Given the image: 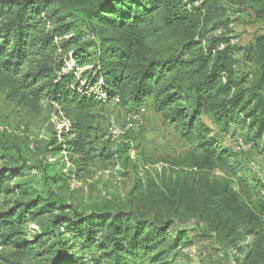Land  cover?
I'll list each match as a JSON object with an SVG mask.
<instances>
[{
	"label": "trees",
	"instance_id": "obj_1",
	"mask_svg": "<svg viewBox=\"0 0 264 264\" xmlns=\"http://www.w3.org/2000/svg\"><path fill=\"white\" fill-rule=\"evenodd\" d=\"M235 5L264 19V0H0V91L33 115L57 107L69 121L59 152L79 169L122 164L121 149L96 145L101 112L115 101L132 112L151 107L175 124L189 146L180 162L193 172L139 183L147 213L121 205L80 212L17 181L23 167L0 136V241L12 248L0 264H176L195 244L182 218L206 224L201 234L216 242L248 228L255 241L236 264H264V180L242 168L236 190L210 176L221 166L236 174L243 164L246 150L222 142L233 126L247 128L243 142L264 156V33L239 59L229 35L206 38L200 28L209 20L215 30L227 26L218 13ZM54 213L50 228L28 235L29 220Z\"/></svg>",
	"mask_w": 264,
	"mask_h": 264
},
{
	"label": "rangeland",
	"instance_id": "obj_2",
	"mask_svg": "<svg viewBox=\"0 0 264 264\" xmlns=\"http://www.w3.org/2000/svg\"><path fill=\"white\" fill-rule=\"evenodd\" d=\"M245 1L248 5L253 4V0ZM233 9L236 12L229 10L218 13L222 14L223 21L229 19L227 26L215 30L213 27L217 22L209 20L202 22L200 28L206 38L217 35L220 29L229 36L237 35L239 42L236 55L240 59L244 54V47L255 35L264 33V19H256L249 8L238 12L240 6L235 5ZM132 113L130 107H123L115 101L101 112L97 148L121 149L122 164L115 160H100L96 164L80 166L79 169L76 161L71 160L65 150L59 152V146H64L66 141L63 132L69 128V121L58 112L57 107L47 104L41 115H33L8 100L3 91H0V136L14 163L23 167L22 176L17 181L33 186L42 197L73 205L80 212L112 209L121 205L147 213L144 188L135 190L139 183L146 185L151 179L161 182L165 177H183L185 174L182 171L187 172L188 177L193 172L189 171L191 167L180 162V157L186 154L189 146L179 128L151 107H146L144 123L137 131H128L121 139L111 140L108 136L110 128L113 125L126 127ZM246 133L247 128L233 126V130L224 135L222 142L237 151ZM124 143L129 144L130 148H125ZM240 159L243 164L238 165L236 174L226 166H221L210 176L227 178L236 190L239 188L238 179L246 174L242 168L247 169L248 175L264 180V156L259 146L255 145L241 153ZM71 211V208L67 210L68 213H72ZM54 215L55 213L47 214L37 221L29 220L26 224L28 235L33 238L42 230L50 228V220ZM179 220L181 225L193 230L189 236L195 239V244L188 255L175 257L176 264H236L246 259L255 241L253 235L246 234L248 228H242L227 241L216 242L211 236L204 237L201 234L207 227L197 218ZM258 228L261 236H264V224H260ZM61 230L64 232L65 228L62 227ZM66 237L70 239L73 251L81 255L78 243L71 240V235L66 234ZM11 252L12 248L0 241V262L9 257ZM90 253L95 259L98 258L96 251ZM129 264L151 262L145 258L130 261Z\"/></svg>",
	"mask_w": 264,
	"mask_h": 264
},
{
	"label": "built area",
	"instance_id": "obj_3",
	"mask_svg": "<svg viewBox=\"0 0 264 264\" xmlns=\"http://www.w3.org/2000/svg\"><path fill=\"white\" fill-rule=\"evenodd\" d=\"M223 32V30H219L218 34H221ZM239 42V37L235 34L230 35V43L231 44H238ZM226 46L225 43H222L220 45V49H223ZM146 113V108H141L138 111L133 112L130 116H129V122L127 123L126 127H121L119 125H113L109 132H108V136L110 137L111 140H119L121 139L124 135L127 134L128 131H137L140 126L144 123V115ZM132 145V142H131ZM252 144L251 143H246L241 141L239 143V147L240 149L243 150H249L251 148ZM133 154V150L130 151ZM193 246L184 248L185 251H190L192 250Z\"/></svg>",
	"mask_w": 264,
	"mask_h": 264
}]
</instances>
